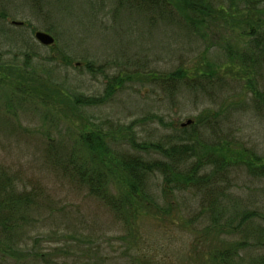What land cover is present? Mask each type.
I'll return each instance as SVG.
<instances>
[{
  "label": "rangeland",
  "instance_id": "374dc122",
  "mask_svg": "<svg viewBox=\"0 0 264 264\" xmlns=\"http://www.w3.org/2000/svg\"><path fill=\"white\" fill-rule=\"evenodd\" d=\"M202 1L221 10L190 27L118 0H0V167L34 202L21 229L0 228V264H207L213 214L231 226L227 240L264 228V178L244 163L264 156V0ZM177 70L186 76L170 79ZM108 80L118 84L105 95ZM79 95L102 100L75 105ZM93 129L107 132L115 169L121 153L162 159L139 144L181 136L203 162L195 176L212 179L168 192L148 172L134 198L117 169L107 184L117 212L61 167ZM244 212L253 218L240 228Z\"/></svg>",
  "mask_w": 264,
  "mask_h": 264
},
{
  "label": "trees",
  "instance_id": "16d2710c",
  "mask_svg": "<svg viewBox=\"0 0 264 264\" xmlns=\"http://www.w3.org/2000/svg\"><path fill=\"white\" fill-rule=\"evenodd\" d=\"M118 2L147 5L154 12L164 15L166 19L170 21L174 20L179 25L190 27L198 24L199 26L200 24L202 25L203 15H209L211 11L219 13L221 10L220 6L213 7L205 4L202 0H118ZM142 8L148 9L145 6H142ZM253 23L260 24L256 21H253ZM256 30V27L252 26L248 31V35H253L256 40L254 41L253 39L252 42L255 43V46H259V40L263 36H258L259 31L256 33ZM248 58L250 59V56ZM183 73L185 72L177 70L170 74L169 78L174 79L173 77L175 76H182L184 78L186 75ZM114 84H118V82L111 83L109 80L107 81L104 91L105 95L112 93ZM100 100L102 99L79 95L75 96L74 103L75 105H95ZM184 130L186 128L182 127V131ZM107 136V132H102L101 129L79 132L77 139L83 143V148L76 146L75 155L70 156L68 154L67 158L64 159V163L62 160L61 167L73 181L75 180L79 185L85 186L90 195L106 204L110 209L117 211L121 206V203H118L114 199L119 197L111 196L107 188L109 176L117 169L120 172L119 178L125 188V194L134 196V198L140 197L142 180L145 179L148 172L162 175L163 188L168 192L181 189L190 183L198 184L209 179L206 175L195 176L197 170L202 167L203 162H201L198 154L194 153L193 147L185 143L181 136L178 137L179 139L173 140L169 144V147H162L159 144H139L145 153H148L149 150H155L160 153L162 159L147 160L139 152L135 154H119L116 159L119 167L117 169L113 168L114 166L108 160L111 150H109L106 142ZM190 157L196 158L193 162L185 164V170H178L177 163H179V159L189 160ZM221 159L220 166L226 161L224 156ZM244 163L249 171L258 177L264 178V156L252 155L249 160H244ZM215 171L218 172V169H215ZM210 179H212V176H210ZM132 193L135 195H132ZM141 197L145 198L144 195H141ZM122 200L120 199L119 201ZM33 207L34 202L31 193L28 191H18L12 177L0 167V228L4 235L11 236L15 231L21 229L23 223L28 222L27 216ZM139 207L135 206V209ZM144 207L149 208L147 203L144 204ZM151 207L154 206H150L149 209ZM213 207L214 204L210 206L212 209ZM218 217L219 213L213 214L211 217L212 225L209 227V230L212 229L217 232V245L208 253L207 264H264V252L251 254L248 250V247H251V243L258 249L264 248V228L256 229L253 242L248 239L227 240L226 237L222 236L223 233L221 232L224 229H230L231 226L227 225L228 222L224 223V225L220 224L217 220ZM252 218V212H244L237 226L241 228L240 225L248 223Z\"/></svg>",
  "mask_w": 264,
  "mask_h": 264
},
{
  "label": "water",
  "instance_id": "95a60500",
  "mask_svg": "<svg viewBox=\"0 0 264 264\" xmlns=\"http://www.w3.org/2000/svg\"><path fill=\"white\" fill-rule=\"evenodd\" d=\"M13 23L16 25L22 24L21 22H15V21H13ZM34 38L40 44L45 45V46H49V45H52L54 43V38L49 33L44 32V31L36 30L34 32ZM190 122H191V120H187L184 123H182L181 126L188 125V124H190Z\"/></svg>",
  "mask_w": 264,
  "mask_h": 264
},
{
  "label": "flooded vegetation",
  "instance_id": "af4514ba",
  "mask_svg": "<svg viewBox=\"0 0 264 264\" xmlns=\"http://www.w3.org/2000/svg\"><path fill=\"white\" fill-rule=\"evenodd\" d=\"M20 25H22V24H20Z\"/></svg>",
  "mask_w": 264,
  "mask_h": 264
}]
</instances>
